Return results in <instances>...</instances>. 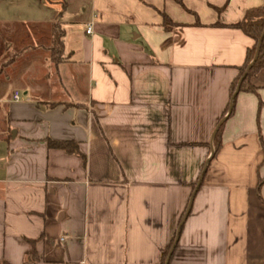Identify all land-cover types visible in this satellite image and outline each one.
<instances>
[{
  "label": "crops",
  "instance_id": "0c3cea01",
  "mask_svg": "<svg viewBox=\"0 0 264 264\" xmlns=\"http://www.w3.org/2000/svg\"><path fill=\"white\" fill-rule=\"evenodd\" d=\"M62 2L0 19V264H263L264 68L225 111L264 0Z\"/></svg>",
  "mask_w": 264,
  "mask_h": 264
},
{
  "label": "trees",
  "instance_id": "16d2710c",
  "mask_svg": "<svg viewBox=\"0 0 264 264\" xmlns=\"http://www.w3.org/2000/svg\"><path fill=\"white\" fill-rule=\"evenodd\" d=\"M176 2L179 3L184 9H186V7L183 5L182 0H176ZM222 9L223 7L216 8L217 11H220ZM59 13H62V9ZM159 13L162 17V25L165 30H170L173 27L179 26V24L173 22L165 12L159 11ZM196 23L198 24L197 18H196ZM214 25L222 26V24L220 23H215ZM229 26L241 30V32H243L245 35L250 37L253 41V43L250 46L246 47L244 61L239 67H237L238 73L229 85L230 102L225 112L228 111L230 114L233 110L235 91L237 88H238V91L240 92L257 94V86L252 82V80L255 78L257 73L262 68H264V34H263L264 33V4L247 8L243 16L241 17V19L236 21L235 23L230 24ZM63 36H64V30L59 25V22L53 23L52 43L50 47L51 59L53 62H59V61L64 60ZM256 51H257V57L255 61L252 63V65L247 69ZM258 106L259 107L261 106L260 100L258 101ZM221 128H222V124H219L216 132L214 133V137H213L214 152H216L221 145ZM261 145H262V150H263V159L260 165L264 164V141L262 139H261ZM48 146L52 148L63 149L71 153L79 152L77 144L74 142H70V141L48 140ZM203 174H204V170L201 171V175ZM262 182H264V176L258 178V186H260ZM193 185L195 186L196 182ZM260 200L262 203H264V199L261 196H260ZM29 243L32 245V249H33L32 254L34 258V255H35L34 241L29 240ZM171 244L166 249L163 250V256H162L163 261L165 260L168 254L169 248L172 246ZM3 264H7V263L3 262ZM263 264H264V261H263Z\"/></svg>",
  "mask_w": 264,
  "mask_h": 264
},
{
  "label": "rangeland",
  "instance_id": "374dc122",
  "mask_svg": "<svg viewBox=\"0 0 264 264\" xmlns=\"http://www.w3.org/2000/svg\"><path fill=\"white\" fill-rule=\"evenodd\" d=\"M80 1L70 0L72 2L71 10H68L70 16L78 14L76 9ZM63 6L62 0H0V19H19L25 22L39 18H50L59 13L61 9L63 10ZM68 12H65V15ZM62 13H59V16ZM262 192H264V186Z\"/></svg>",
  "mask_w": 264,
  "mask_h": 264
},
{
  "label": "water",
  "instance_id": "95a60500",
  "mask_svg": "<svg viewBox=\"0 0 264 264\" xmlns=\"http://www.w3.org/2000/svg\"><path fill=\"white\" fill-rule=\"evenodd\" d=\"M263 34H264V33H263ZM262 36H263V35H262ZM256 57H257V51L255 52V55H254L252 61L249 63L247 69H248V68L252 65V63L255 61ZM240 81H241V79H240ZM240 81H239V82H240ZM236 92H238V88L236 89L235 94H236ZM219 124H220V123H219ZM218 126H219V125H217V127L215 128V132H216ZM200 178H201V177H200ZM190 203H191V198H190V201H189V203H188L187 210H188L189 207H190ZM176 239H177V234H176ZM171 251H172V249H170V251H169V253H168V256H169V254L171 253ZM167 260H168V257H167V259H166L165 264H167Z\"/></svg>",
  "mask_w": 264,
  "mask_h": 264
},
{
  "label": "built area",
  "instance_id": "2783aa9c",
  "mask_svg": "<svg viewBox=\"0 0 264 264\" xmlns=\"http://www.w3.org/2000/svg\"><path fill=\"white\" fill-rule=\"evenodd\" d=\"M90 32H91V26L88 25V27H87V29H86V33H90ZM19 98H20L19 93L16 91V92L14 93V95H13V99H14V100H18Z\"/></svg>",
  "mask_w": 264,
  "mask_h": 264
}]
</instances>
